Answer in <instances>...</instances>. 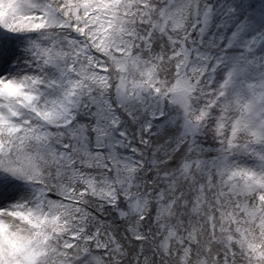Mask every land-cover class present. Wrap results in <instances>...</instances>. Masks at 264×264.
Instances as JSON below:
<instances>
[{
	"label": "snow or ice",
	"instance_id": "1",
	"mask_svg": "<svg viewBox=\"0 0 264 264\" xmlns=\"http://www.w3.org/2000/svg\"><path fill=\"white\" fill-rule=\"evenodd\" d=\"M0 264H264V0H0Z\"/></svg>",
	"mask_w": 264,
	"mask_h": 264
}]
</instances>
